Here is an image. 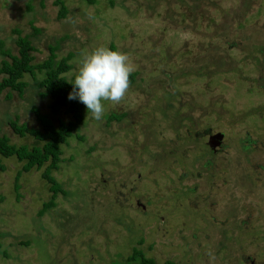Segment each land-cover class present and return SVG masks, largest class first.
Listing matches in <instances>:
<instances>
[{"label": "rangeland", "instance_id": "rangeland-1", "mask_svg": "<svg viewBox=\"0 0 264 264\" xmlns=\"http://www.w3.org/2000/svg\"><path fill=\"white\" fill-rule=\"evenodd\" d=\"M63 1L57 18L52 0H0L2 48L15 53L17 28L33 63L48 46L71 53L68 79L101 45L135 71L119 104L103 101L100 121L86 111L81 139L61 144L62 192L41 214L44 166L1 158L0 264H128L134 249L157 264H264V0ZM23 79L21 96L0 91V134L16 145L33 140L8 121L37 127L31 106L70 118Z\"/></svg>", "mask_w": 264, "mask_h": 264}, {"label": "trees", "instance_id": "trees-1", "mask_svg": "<svg viewBox=\"0 0 264 264\" xmlns=\"http://www.w3.org/2000/svg\"><path fill=\"white\" fill-rule=\"evenodd\" d=\"M86 3H93L95 0H84ZM57 6L56 17L61 18L67 12L66 5L63 0H52ZM43 5V0H40ZM29 8V6H27ZM39 29L33 27L35 34ZM15 33L14 44L16 46L15 53H11L8 49L2 48L0 41V54L6 58L0 59V91L5 90L4 96L10 98L12 93L21 96L27 86V81L23 79L24 75H30L35 87L38 89L37 94L40 96H48L51 100L50 109L52 112L58 111L60 108L69 114L67 120L58 119L53 122L45 113L31 106L30 110L38 123V126H27L25 123H17L15 119L8 121V125L12 132L18 136L29 135L32 138L31 143L13 144L10 143L8 137L0 134V171L4 169L1 158L9 156L15 157L21 162L20 172L28 171L32 168L39 169L44 166L41 176L48 182V188L51 192L49 199L42 203L41 208L37 211L41 214L48 207L53 205V198L57 192H62L60 184L50 174L52 169L58 167L61 161V144L66 143L67 138L73 134L81 139L77 134V129L84 122V114L86 107L78 100H69L68 95L73 90V79H68L65 73L70 69L71 65L68 59L71 53L57 59L54 53L55 47L48 46L47 56L39 62H32L33 55L31 51L34 49L27 35H21L17 28L12 29ZM130 75V81L132 80ZM122 113H107L106 120L118 119ZM213 145V144H212ZM18 172L15 177L19 176ZM17 183H15V189ZM1 199V198H0ZM136 264H157L151 258L145 257L140 250L134 249L125 259ZM162 264H173L165 261Z\"/></svg>", "mask_w": 264, "mask_h": 264}, {"label": "clouds", "instance_id": "clouds-1", "mask_svg": "<svg viewBox=\"0 0 264 264\" xmlns=\"http://www.w3.org/2000/svg\"><path fill=\"white\" fill-rule=\"evenodd\" d=\"M134 71L129 55L122 51L104 45L82 51L68 99H78L100 121L105 114L103 101L119 104L128 93Z\"/></svg>", "mask_w": 264, "mask_h": 264}, {"label": "flooded vegetation", "instance_id": "flooded-vegetation-1", "mask_svg": "<svg viewBox=\"0 0 264 264\" xmlns=\"http://www.w3.org/2000/svg\"><path fill=\"white\" fill-rule=\"evenodd\" d=\"M253 260H250V263L252 264L253 262H252Z\"/></svg>", "mask_w": 264, "mask_h": 264}, {"label": "water", "instance_id": "water-1", "mask_svg": "<svg viewBox=\"0 0 264 264\" xmlns=\"http://www.w3.org/2000/svg\"><path fill=\"white\" fill-rule=\"evenodd\" d=\"M218 137H220V135H218ZM212 145V144H211Z\"/></svg>", "mask_w": 264, "mask_h": 264}]
</instances>
